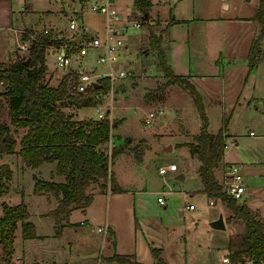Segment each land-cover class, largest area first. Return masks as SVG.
<instances>
[{
	"label": "rangeland",
	"instance_id": "374dc122",
	"mask_svg": "<svg viewBox=\"0 0 264 264\" xmlns=\"http://www.w3.org/2000/svg\"><path fill=\"white\" fill-rule=\"evenodd\" d=\"M90 1L11 0L13 13L8 16L9 24L6 18H0V52L9 49L6 54L0 55V62L9 65L21 58H26L27 51L19 52L18 47L24 39V34L37 31V26L55 25V29L64 32L65 36L71 37L70 35L76 30L71 29L69 24L72 18H77L79 28H83L86 34L89 32L104 34L106 17L92 11L89 8ZM24 2L30 3L33 9V12L26 16L21 15ZM134 2L135 0H115V6L123 17L122 23L128 26V30L123 33V40L124 47H129L125 52L127 54L131 52V57L127 59L126 53L121 52L113 70L116 72L126 69L129 74L122 79H109L110 88L104 93L105 95H100V102L96 105L81 107L78 111L79 117L89 115L90 119H98V113L104 112L103 119H108L113 124L117 123L116 121L120 122L118 125L112 126L110 132L112 137L105 149L110 152L114 145L127 142L123 153L111 161L110 170L115 173L125 189H130L131 193L116 206L107 204V208H101L106 201L105 196H102L91 205V209L96 211L97 221H102L100 222L102 226L104 225L103 219L108 214L113 225L117 227V235L121 240L122 249L129 250L132 247L137 256L139 255L138 258L144 262L150 258V246H153L162 248L165 261L168 264H217L222 261L221 256L226 252L220 246L227 244L228 230L214 229L211 224L213 221L211 215L220 211L218 214H223L224 217L227 212L231 213V211L227 210V207L219 199H217L219 201L214 199V204L210 205L208 204L210 198L202 192H195L191 195L190 192L186 194L184 191L188 187H197L198 180L195 173H197L198 160L189 155L187 147L177 148L175 143L183 140L185 136H189L186 135L187 132L197 134L202 127V120H200L196 105L187 90L180 86L172 87L164 96L163 92L158 90L159 86L146 88L149 82L143 78L146 68H152L156 72L160 71V68L156 67L157 53L149 46V29L152 28L154 32L160 33L163 24L144 20L142 12L135 7ZM238 2L245 6L255 7V9L259 4V0H238ZM131 12L132 14H130ZM128 13L130 14L129 18L127 17ZM129 19L139 21L141 28L132 30V23L128 21ZM24 25L29 27L25 28ZM30 28H36V30ZM195 30L196 25L190 26L189 32L192 33ZM19 35L22 37L21 40ZM63 39L65 40V38ZM124 47H122L123 50ZM88 53L79 62H73L70 68L58 66L56 58L50 53L47 70L42 78L50 86L56 87L63 76L73 71V68L90 71L95 65L97 53L93 49ZM98 69L104 71L101 67ZM152 79L153 83H156L157 75ZM215 84L217 89L212 94H208L206 89L199 91L201 95H204H202V102H204L205 114L208 119V130L215 132L223 126L224 118L228 119L227 131L232 133V136L233 134L238 136V143L235 144L234 139H228L227 157L239 160L243 165L242 170L250 166V168L253 167L251 172H255V175L247 172L246 178L249 185H253L254 188L252 197L246 192L238 202L242 203L243 199L248 196V204L262 207L264 205V99H257L248 105V101L243 100L242 96L237 99L239 90L235 86L225 92L221 90L217 81ZM237 91L238 93H236ZM146 93L147 98L145 97ZM74 109H76L75 106L64 107L66 113L71 116ZM149 113H153L154 117H151L148 122L146 119L149 117ZM0 120L10 126L17 142L15 152L0 155V164L8 163L12 168H15L17 175L23 173L20 176L23 186L20 188L17 185L15 189L19 192L24 188L26 193H30L26 194L25 198V201L28 202V211L33 213L32 222L36 233L45 235L43 239L34 238L25 241L22 239V230L19 226L16 229L13 256L25 251L27 256L36 257L40 262L47 260L46 263H49L54 260V264H61L63 259H68L69 264H98L97 257L100 254L99 247H101L103 232H99L97 226L101 224H95L92 227L93 232L89 227L83 225H78L79 227L62 226L60 235H55L57 232L55 218L45 216L39 219L41 217L35 215L36 211L42 209L46 203L40 197L36 198L32 195L33 173L38 172L43 177L49 178L47 176L56 164L52 161H44L37 171L34 168L26 167L23 172L21 160H19L21 156L18 152L19 141L26 128H17L11 123L7 106L2 112ZM160 120L164 122L160 124ZM250 129L254 131L253 135H249ZM166 145H172V148L164 149ZM141 155L143 156L142 162L139 160ZM185 159L189 162L191 174L181 182H176L168 177V171L175 170L167 169L164 174L158 171L160 167H168L171 164H175L178 169ZM224 167L226 168L223 165L218 169L221 180L225 174ZM12 170L14 171V169ZM164 185L166 189L171 187L175 190L166 197L165 206L157 202V197L161 194L159 192ZM20 198V195L15 194L10 203H18ZM186 204H192L195 208L186 209L184 208ZM0 214H2L1 206ZM83 217V213L78 210L71 215V219L77 222ZM232 220V232L235 235L231 237V240L234 244H238L239 248H243L245 246L242 236L244 223L239 218ZM95 234H98V241L94 246L91 243L93 238H97ZM213 245H215V249L210 248ZM93 246L94 248H92ZM230 252L229 249L226 254ZM20 260V258L15 259L14 264H39L38 262L23 263Z\"/></svg>",
	"mask_w": 264,
	"mask_h": 264
},
{
	"label": "trees",
	"instance_id": "16d2710c",
	"mask_svg": "<svg viewBox=\"0 0 264 264\" xmlns=\"http://www.w3.org/2000/svg\"><path fill=\"white\" fill-rule=\"evenodd\" d=\"M84 1V0H80ZM136 8L142 12L144 20H149L148 12L150 0H135ZM252 19L258 24V33L252 40L248 55V73L256 67L262 52L264 40V0L254 11ZM27 38V33L24 34ZM63 38L54 37L52 32H37L28 56L5 65L0 62V117L5 109L9 108L11 123L17 128H26L20 138L18 154L25 164L39 167L44 161H57V174H64L65 181L54 182L34 177V193L48 191L58 199L57 206L50 211L56 221V235L62 231L63 221L72 209L84 210L93 200L88 189L95 184L100 191L106 189L121 191L115 175L110 170L111 161L123 152L127 144L114 145L110 152L105 149L111 139V128L114 124L108 119L82 118L72 119L66 113L67 105L87 107L100 102V93L109 90V77L97 80V86L91 85L85 92H79L74 87L77 83V71H71L63 76L56 87L50 86L42 76L47 70L46 52L51 45L61 43ZM162 37L149 29V46L157 53V66L166 77V81L159 86L176 84L186 89L202 120L200 131L193 135V141L185 142L191 155L200 160L198 168L202 183L201 190L210 199H219L230 209L232 215L227 218H239L244 223L243 238L245 246L229 239V253L234 260L242 258L256 259L255 264H262L264 260V223L257 213L245 203H239L232 198L216 177L214 169L223 159L229 136L227 135L228 119L224 118L223 126L215 133L208 131V119L205 114L202 96L186 77L176 75L170 67L166 53L161 46ZM147 98V93L145 94ZM16 139L10 126L0 120V155L15 152ZM12 176V168L8 163L0 164V197L7 193ZM0 214V264H13V243L16 229L20 226L22 238L38 237L34 224L29 220L25 202L18 204H1ZM155 258L153 264H168L156 248L152 249ZM108 261H117L125 264H144L131 255L114 254L107 257Z\"/></svg>",
	"mask_w": 264,
	"mask_h": 264
},
{
	"label": "crops",
	"instance_id": "0c3cea01",
	"mask_svg": "<svg viewBox=\"0 0 264 264\" xmlns=\"http://www.w3.org/2000/svg\"><path fill=\"white\" fill-rule=\"evenodd\" d=\"M14 1H17V0H14ZM150 1H151V7L148 12L149 20H146V21L153 22V23L160 22L163 24L161 28V32L157 34L158 36L160 35L162 37L161 46L166 53V58H167V61L170 67L173 69L176 75L179 74V75L186 77L193 85H195V87H197V89H199V91H201V89L203 90L206 89L208 91V94L209 93L212 94L217 89V87H215L216 85L215 81L218 82V84L221 87V90H224L225 92H227V90H230L231 87L235 86V88L239 90L237 99H239V97L242 96L243 100L248 101L247 103L248 105L252 101H257V99H261V98L264 99V40L261 46L262 52L260 55V59L258 63L256 64V67L250 72V74L247 77L248 68H249L248 55L250 51V45H251L252 40L256 37L258 33V24L255 20L252 19V16L255 11V7L252 8L251 6H245L242 3L238 2V0H232V1L222 0L220 2L215 1V0H150ZM10 2L11 0H0V4H1L0 18L2 19L6 18L8 24H9L8 16L9 15L11 16L13 13L11 11L12 5ZM30 12H33L32 5L30 3L24 2V7L21 8V15L26 16ZM46 12H50V11H46ZM38 13H40V11H38ZM118 14L121 17V22H122L123 17L119 13V11H118ZM130 14H132V12ZM130 14L128 13L127 17ZM128 21L131 22L130 19ZM37 23H31V24H37ZM122 25L124 26L125 23H122ZM194 25H196V30L192 33L189 32L190 26H194ZM12 26L13 25L11 22V27ZM24 26L25 28L29 27L26 25ZM54 26L55 25L45 24L44 27L37 26V28L38 30L43 29V28H49L54 37L65 38V39L69 37V36H65L66 34L64 32L58 31V29H55ZM30 29L36 30V28H30ZM128 35H131V34H128ZM19 37L21 40L22 39L21 35H19ZM128 48L129 47L125 46L124 50L121 49V52L126 53L127 59L131 57V52H129L128 54L127 52H125V50H127ZM8 50L9 49L2 50V53L0 52V55L6 54ZM50 53L51 51L49 53L47 52L46 64H48V55ZM74 63H77V62H74ZM156 67H157V64H156ZM146 69H147L146 74L143 75V78H146L149 81L148 85L146 86L147 89L156 88L166 81V77L164 76L161 69L160 71H157V72L153 70L152 68L147 67ZM156 75H157L158 81L157 82L155 81L156 83H153L154 81L152 78L156 77ZM179 86L183 88L181 85H176V84L164 85L161 91L163 92V95L165 96V94L167 93L169 89H171L172 87L176 88ZM236 93H238V91ZM203 96H202V99H203ZM75 108L76 109H74L72 113L73 115L72 116L70 115L72 119H82L86 117L91 118L89 115H85L84 117H79L78 111L79 109H81V107L75 106ZM163 122L164 121L160 120V124H162ZM250 131H253V130L250 129ZM215 132H211V133H215ZM253 134H254V131L252 134H249V135H253ZM186 135H189V136H185L186 139L184 138L183 140H180L175 143L176 147L177 148H180L181 146L187 147L189 155L192 158L196 159L197 157L195 155H191L189 151V147L184 145L185 142L193 141L194 134H190L187 132ZM227 135L229 136L228 138L229 140L234 139L235 144L238 143V136H236V134H233L232 136V133L227 131ZM170 146L172 148V145ZM227 147L225 148V151H224L225 155L223 156V159L219 162V164L214 169L215 175L219 179V181H221V179L219 178L218 169H220L223 165L227 167L229 164H233V163L241 164V171L243 172L244 185L246 188V191L244 194H246L247 192L252 197V191L254 188H253V185L252 186L249 185V183L246 181V178H247V172H251V169H253V167L250 168L249 166V168H247L248 167L247 166L244 168L245 170H242L243 165L242 163H240L239 160H237L236 158L230 159L227 157V154H226V150L228 149ZM166 148H167V145L164 146V149ZM121 153H119L118 155H120ZM19 160H21V164H22L21 168L23 169V172L26 169V167L34 168V167L26 165L24 160H22V158H19ZM139 160L140 161L143 160V156L139 158ZM197 160H198V164L196 167L197 173H195L196 175L195 177L198 180L197 187L196 188L188 187V189L184 191L186 194L190 192L191 195H193V193L195 192L200 191L207 196V194L201 190L202 183H201V179H200L199 172H198L200 160L199 158H197ZM52 162H54L56 165L53 167V169L50 170L47 176L49 178L43 177L38 172L36 173L34 172L33 175H35L36 177L43 178L45 180L54 181L57 183L65 181L66 176H64V174H57L56 172L57 161H52ZM38 168L39 167H35L34 169L37 171ZM12 169H14V171L12 170V176H11L12 179L10 180V186H9L7 193H5L2 197H0V206L3 202H6V203L8 202L9 204H11L10 203L11 199L15 194L20 195L21 197L20 202L23 201L27 205L28 202L25 201V198L30 193L29 192L26 193L24 188L19 192L15 189L17 185H19L20 188L23 186L20 181V176L23 173L17 175V171L15 170V168H12ZM181 173H184V178L180 179L179 176L181 175ZM113 174L115 175L114 172ZM190 174L191 173L189 172V162L187 159H185L181 167L178 166V169L176 171H168V177L172 178L176 182L177 181L181 182L185 180L186 177ZM250 174L255 175V172H251ZM115 177H116L118 184L121 187V191L115 192V191H111L110 189H106V191L102 192L100 191L98 185L94 183V185H92L87 191L93 196L92 202L84 210L80 208L72 209L68 217L63 221L62 226L76 227L78 225H83L85 227H89L90 230L93 232L94 229L92 227L95 224H98V223L101 224L100 222L102 221L100 222L97 221L98 218L96 215V211L91 209V205L94 202L98 201V198H102V196H105V199H106L105 205L102 206L101 208L103 207L107 208V204H109L110 206L112 204L113 206H116L118 202L121 203L123 200H125L126 196L129 195V193H131L129 192L130 189L128 190L123 187L122 183L119 181L116 175ZM33 186H34V180H33ZM133 191H136V190H133ZM174 191L175 190L171 187L166 189L164 185L163 189L159 193H161L160 195L165 194L167 197L168 194L173 193ZM32 195H34L36 198L40 197V199L41 200L43 199L44 200L43 202L46 203V205L42 209H39L36 211L37 213L35 215L40 216L41 218L39 219H42V217H45V216H52L50 215V211H52L57 206L58 204L57 197L51 194L50 192L44 191V190L39 191L38 193H34L33 188H32ZM247 198L248 196H246L243 199V203H245L247 206L253 209L257 213L258 218L264 223V205L262 207L255 206V205L251 206V203L249 204L247 203L248 201ZM157 202H158V199H157ZM18 203H15V204H18ZM186 205H189V204H186ZM163 206H165V204H163ZM27 209H28V206H27ZM186 209H189V208H186ZM77 210L81 211L84 215L83 219L79 220L78 222L73 221V219H71V215L74 212H77ZM227 210H228V207H227ZM219 212L211 215V220L217 219ZM32 215L33 213L30 212L29 220L31 222H32ZM231 215L232 213L227 212V214H225L224 216L225 218L223 217L224 222L226 224L225 229L228 230V238H227L228 242L226 245L220 246L222 247V249L226 250V252L223 253V255L229 252V249H230L229 239H231V237L235 235V233L233 234L232 232V225H231V222L233 220H231L230 222L227 221V218L230 217ZM103 220H104L103 224L108 227V230L105 233V231L99 230L98 228V227H102V224L97 226L98 231L103 232L101 236V244H100L101 247H99L100 254L97 257L98 264H125V263L117 262L115 260L114 261L106 260L107 257H111L114 254H119V255H131L132 254L135 257V259L139 262H142L144 264H153L155 262V258L152 253V249L154 248L160 251L161 257L165 260L162 248L160 247L150 246V258L145 260L147 262L140 260L138 258L139 255L137 256V253L134 252L135 249H132V247L129 250L122 249L121 240L117 235V230H116L117 227L113 225V222L111 221L108 214H106V217ZM107 232H108V235H106ZM37 235L38 237H35L37 239H43L45 237V235H41V234H37ZM47 236L49 235L47 234ZM96 236L97 238L96 239L93 238V241L91 243V244H94V246L96 245V242L98 241V234H95V237ZM29 239H34V238H26L23 240L26 241ZM129 244L133 246L132 243L129 242ZM94 246L92 248H94ZM210 248L215 249V245H213ZM26 254L27 253H25V251H22V253H19L17 256H13L14 258V260H12L13 264H14L15 259L17 258H20L21 259L20 261L23 263H26V262H38L39 264H54L55 263L54 260L50 261L49 263H46L47 260L40 262L38 259H36V257H30V256H27ZM63 263L69 264L68 259H63L61 261V264ZM217 264H222V263L219 262Z\"/></svg>",
	"mask_w": 264,
	"mask_h": 264
},
{
	"label": "built area",
	"instance_id": "2783aa9c",
	"mask_svg": "<svg viewBox=\"0 0 264 264\" xmlns=\"http://www.w3.org/2000/svg\"><path fill=\"white\" fill-rule=\"evenodd\" d=\"M89 8L94 12L103 14L104 17H106L104 34H99L98 32L88 33L87 31L86 32L88 34H86L83 28H79L78 19L72 18L69 27L71 29L74 28L76 32H73L70 35L71 37L66 38L65 40L63 39L61 43L51 45L47 48V52L51 51L56 58L57 65L62 68L72 67L73 62H79L82 58L89 54L88 52L91 49L96 51L95 65L90 69V71L82 68H73L74 71H77L78 73L77 83L74 87L79 92H85L89 86L93 85V82L97 83V80L100 78L109 77L110 79H122L129 74L126 69H120L116 72L113 70L114 64H116L121 56V49L124 47L123 33L128 28L127 25H122L121 17L119 16L118 10L115 6V0H91L89 2ZM75 10L78 9L75 8ZM131 23L132 29L141 28V23L139 21L133 20ZM49 31V28H43L35 32H27V38L24 37V39L20 42L18 47L19 52H29L30 46L35 39L37 32L47 33ZM98 67L103 68L104 71H100ZM100 95L105 94L101 92ZM148 116L149 117L146 121L149 122L150 118L154 117V114L149 113ZM97 117L98 119L104 118V112H99ZM252 133L253 131H250L249 134ZM167 169L176 171L177 167L175 164H171L168 167H160L158 171L159 173L164 174ZM220 182L222 184V188L226 190L228 195L232 198L237 200L243 198L246 188L240 164H229L226 167L225 174ZM157 199L159 204L163 205L166 201V195H159ZM214 202V199H210L208 204L213 205ZM185 208L194 209L192 204L186 205ZM98 228L99 230L105 231V233L108 230L106 225ZM221 259L222 264H255L256 262L255 258H242L234 260L231 258L230 254L222 255ZM260 262L264 264V260H261Z\"/></svg>",
	"mask_w": 264,
	"mask_h": 264
},
{
	"label": "water",
	"instance_id": "95a60500",
	"mask_svg": "<svg viewBox=\"0 0 264 264\" xmlns=\"http://www.w3.org/2000/svg\"><path fill=\"white\" fill-rule=\"evenodd\" d=\"M78 40H80V39H78ZM92 84H93L94 86H97V83H96V82H93ZM167 148L170 149L171 146H167ZM179 178H180V179H181V178H184V173H181V175L179 176ZM211 224H212V226H213L214 228H216V229H218V228L225 229V228H226V224H225V222H224V219H223L222 214H220V215L217 217V219L213 220V221L211 222Z\"/></svg>",
	"mask_w": 264,
	"mask_h": 264
}]
</instances>
